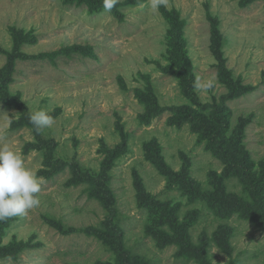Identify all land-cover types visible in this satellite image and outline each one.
Segmentation results:
<instances>
[{"label": "rangeland", "instance_id": "rangeland-1", "mask_svg": "<svg viewBox=\"0 0 264 264\" xmlns=\"http://www.w3.org/2000/svg\"><path fill=\"white\" fill-rule=\"evenodd\" d=\"M84 1L0 0V81L16 54L15 31L27 56L73 46L90 53L56 63L17 59L3 83L26 110L7 107L0 92V146L18 151L45 180L39 205L0 234V251L27 246L17 257L0 256V264H175L177 247L146 235L156 219L139 207L141 190L170 204L181 224L200 212L190 232L196 244L208 238L211 264H264L263 229L192 203L174 177L186 172L207 191L237 198L249 190L264 205V0H118L122 21ZM144 89L162 114L149 115L138 96ZM172 107H188L212 125L211 149L236 156L250 178L224 179L225 165L198 132L169 125ZM40 109L54 123L38 133L29 116ZM92 182L97 194L104 184L111 190L112 213L89 198ZM104 223L121 231L108 243L69 231ZM222 227L224 236L232 229L229 249L215 237ZM177 236L171 231L167 243Z\"/></svg>", "mask_w": 264, "mask_h": 264}, {"label": "trees", "instance_id": "trees-1", "mask_svg": "<svg viewBox=\"0 0 264 264\" xmlns=\"http://www.w3.org/2000/svg\"><path fill=\"white\" fill-rule=\"evenodd\" d=\"M86 4L92 6L91 11H100L103 9V2L98 0H85ZM111 12L118 17L122 21V15L119 13V10L114 6ZM166 16L171 18V14H167ZM173 23V20L170 19ZM212 31L214 34V40L218 41V29H217V21H212ZM174 24V23H173ZM14 39H15V56H11L10 60L5 67V69L1 72V81H0V92L2 94L3 101L7 107H17L22 109L23 111L26 110L24 104L20 102L18 98L10 97L7 92L4 91L3 83L4 81L9 80L14 71H15V62L17 59L21 60H34V61H48L51 63H56L58 59L65 58L71 59L73 58L74 54L83 53L84 55H90L89 48H83L81 46H73V47H65L61 48L58 51L50 52V53H43L36 56H27L19 52L21 50V46L24 43V39H22L18 33L14 32ZM174 53L171 50V55L173 56ZM191 80H193V76H191ZM184 91V89H182ZM138 96L140 100L145 104L146 107L149 108V115H160L163 113L165 109H157L156 106L153 105L154 101L156 100L153 92L149 89H144L138 91ZM237 95L230 96V99L236 98ZM172 112V116H175L172 122H169V125H175L176 127L182 128L184 125H190L192 132H198L199 134V143H208V151L212 153V155L220 160L225 165V178H239L244 180V178H250V172L247 171L245 168L244 162L240 159H236V156L233 155H223L222 150L219 149L217 146L215 149H211L210 140H209V133L213 129V126L206 123L205 120H202L195 112H193L190 108H176L172 107L169 108ZM157 115V116H158ZM199 117V118H198ZM217 145V144H216ZM222 153V154H221ZM162 167H165L162 163ZM188 169L186 168V171ZM77 172V171H76ZM170 175H174L171 171ZM106 177V176H105ZM174 177H178L176 184L179 187L182 195L187 197L191 200L192 203H201L200 201L206 203L208 205V209L214 213L217 217H220L224 220H229L233 216L237 215L241 218V220H247L252 224L256 225L257 227L264 230V205L260 202L258 195L255 198L252 197V194L249 190L244 191L245 198H237L235 195L227 194L223 189L216 188V191L211 193L204 189L202 186H198L195 182L190 178L188 173H180L174 175ZM86 179V178H85ZM108 180V179H107ZM83 180L76 181L73 184L78 186ZM138 188L143 189L142 184H136ZM105 184L102 185L101 191L95 193L92 191L95 187V183H89V188L87 191L89 192V198H100V202L103 208L107 209L112 213V202H113V195L110 189L105 188ZM255 193V192H254ZM138 201L140 203V208H143L148 212V215L152 213L154 218L156 219L153 222V226L146 228V235L151 237L159 247H167V246H176V252L174 253L175 264H211L209 252H210V243L207 244L208 238L202 237L199 240V243H195L193 237L191 236L190 229L196 225V222L199 218L200 212H194V215L191 216V222L181 224L177 216V214L173 208L168 203H163L158 201L156 198L151 197L149 193L140 191L138 194ZM108 196L109 201L106 199ZM13 218H9L5 221H0V234L4 232V230L10 226ZM50 222V221H49ZM54 224V223H53ZM56 228L61 230L62 227L57 226L54 224ZM110 226L104 223L101 227H90L87 229H70V233H78L84 234L90 238H94L98 241H105L106 243L110 242L111 239L109 237L113 236V233L120 234V228L117 224H115L114 229L112 232H109ZM177 232L179 237H175L173 241L167 243L166 236H169V233ZM226 229L224 227L221 228L219 233L215 234L217 241L220 242V246L223 249L231 248V234L232 229L229 228V236H224ZM174 237V236H173ZM120 238V239H119ZM166 238V239H165ZM165 239V240H164ZM118 240L122 242L121 237H118ZM163 242L166 244L163 245ZM216 245V241H214ZM118 244V243H117ZM163 245V246H162ZM218 245V246H219ZM27 243H20L13 245L9 248H4L0 251V256H11L14 254L17 257V250H21L23 247L25 248ZM18 248V249H16ZM135 264H138L139 260L137 261L135 258L133 259ZM132 263V260L129 261V264Z\"/></svg>", "mask_w": 264, "mask_h": 264}, {"label": "clouds", "instance_id": "clouds-1", "mask_svg": "<svg viewBox=\"0 0 264 264\" xmlns=\"http://www.w3.org/2000/svg\"><path fill=\"white\" fill-rule=\"evenodd\" d=\"M118 0H103L105 12H110ZM36 131L42 132L54 123L47 109L29 116ZM45 178L26 166L25 159L8 145L0 146V221L27 213L39 205L38 193Z\"/></svg>", "mask_w": 264, "mask_h": 264}]
</instances>
